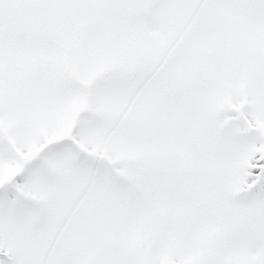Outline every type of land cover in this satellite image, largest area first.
Wrapping results in <instances>:
<instances>
[{
  "label": "snow or ice",
  "instance_id": "snow-or-ice-1",
  "mask_svg": "<svg viewBox=\"0 0 264 264\" xmlns=\"http://www.w3.org/2000/svg\"><path fill=\"white\" fill-rule=\"evenodd\" d=\"M0 264H264V0H0Z\"/></svg>",
  "mask_w": 264,
  "mask_h": 264
}]
</instances>
